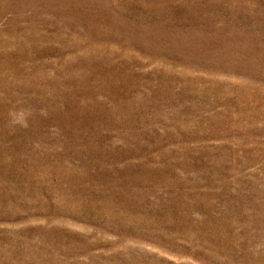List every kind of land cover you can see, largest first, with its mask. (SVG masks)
I'll list each match as a JSON object with an SVG mask.
<instances>
[{
  "label": "rangeland",
  "instance_id": "obj_1",
  "mask_svg": "<svg viewBox=\"0 0 264 264\" xmlns=\"http://www.w3.org/2000/svg\"><path fill=\"white\" fill-rule=\"evenodd\" d=\"M0 264H264V0H0Z\"/></svg>",
  "mask_w": 264,
  "mask_h": 264
}]
</instances>
